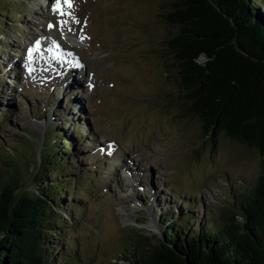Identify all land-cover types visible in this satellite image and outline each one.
Returning <instances> with one entry per match:
<instances>
[{
  "label": "rangeland",
  "instance_id": "rangeland-1",
  "mask_svg": "<svg viewBox=\"0 0 264 264\" xmlns=\"http://www.w3.org/2000/svg\"><path fill=\"white\" fill-rule=\"evenodd\" d=\"M176 1L71 0L69 8L60 0L62 11L71 13L62 16L53 11L57 0L49 10L43 0H0V151L10 156L12 140H22L19 149L32 142L27 165L21 163L24 152L19 155L18 171L27 175L19 176L15 193L35 192L28 174L39 160L48 127L62 126L72 134L68 150L76 168L70 166L63 176L71 182L68 202L81 201L85 213L70 220L65 206L63 217L73 222L75 232L68 231L60 242L70 247L77 239L75 264L122 263L117 255L128 234L161 238L160 216L167 207L182 213L184 197L197 203L194 225L210 223L224 194L231 200V183L242 190L258 174L254 151L222 137L210 151L199 121L172 102L178 89L167 39L174 27L166 16ZM76 19L80 33L72 30ZM55 33L63 48L74 45L80 57L87 53V73L75 76L89 79L75 78L74 68L64 77L50 61L65 59L48 44ZM32 35L39 49L25 55ZM64 52L67 58L69 49ZM74 126L80 138L73 130L68 133ZM176 195L181 199L175 200Z\"/></svg>",
  "mask_w": 264,
  "mask_h": 264
},
{
  "label": "trees",
  "instance_id": "trees-1",
  "mask_svg": "<svg viewBox=\"0 0 264 264\" xmlns=\"http://www.w3.org/2000/svg\"><path fill=\"white\" fill-rule=\"evenodd\" d=\"M170 7L166 22L174 32L167 45L178 89L172 102L199 121L202 142L210 151L222 137L254 151L260 166L248 188L233 186L231 200L224 196L215 205L217 217L210 223L195 226V209L188 203L183 213L169 208L163 214L162 237L130 232L117 260L264 264V0H177ZM21 141L9 143L14 149L10 156L0 151V264H75L77 239L70 247L60 242L68 231L75 232L63 210L69 206L70 220H79L85 205L68 202L71 182L63 174L76 167L66 133L62 127H49L39 160L28 174L35 192L16 194L19 176L27 175L18 171L19 155L24 152L21 163L27 165L32 147L30 141L19 149Z\"/></svg>",
  "mask_w": 264,
  "mask_h": 264
},
{
  "label": "bare ground",
  "instance_id": "bare-ground-1",
  "mask_svg": "<svg viewBox=\"0 0 264 264\" xmlns=\"http://www.w3.org/2000/svg\"><path fill=\"white\" fill-rule=\"evenodd\" d=\"M46 6H48V3H47V5ZM81 29H83L82 28V26H80V24L79 23H77V24H75L73 27H72V30L76 33V32H78L79 31V33H80V30ZM55 39H53V41H54ZM64 45V44H63ZM63 45H61V43H59V48H63ZM65 46V45H64ZM72 50L73 51H75V52H78V49L77 48H73L72 47ZM80 53V52H79ZM80 62H81V65H85L86 67H88V65L90 64V60L88 59V56H87V53L86 52H84L82 55H81V57H80ZM96 63H98V61L96 60L95 61ZM84 67V66H83ZM74 69H78V68H76V67H74ZM73 69V70H74ZM65 72V71H64ZM82 74L84 75V73L82 72ZM83 75H81V76H83Z\"/></svg>",
  "mask_w": 264,
  "mask_h": 264
},
{
  "label": "snow or ice",
  "instance_id": "snow-or-ice-1",
  "mask_svg": "<svg viewBox=\"0 0 264 264\" xmlns=\"http://www.w3.org/2000/svg\"><path fill=\"white\" fill-rule=\"evenodd\" d=\"M63 2H64V4L67 6V7H69V8H71L72 7V5H71V0H63ZM53 11H55V12H58L60 15H71V13H65V12H63L62 11V9H61V5H60V0H57V2H56V4L53 6ZM75 23H79V21L78 20H75L74 21ZM67 24V21H61V26H64V25H66ZM49 27L51 28L52 27V25H49ZM70 31H71V29H69ZM81 40H83L84 39V37L83 36H81V38H80ZM30 52H31V50H30Z\"/></svg>",
  "mask_w": 264,
  "mask_h": 264
}]
</instances>
